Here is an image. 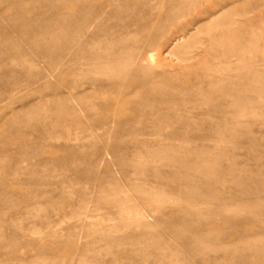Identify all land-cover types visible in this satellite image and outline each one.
<instances>
[{"label":"rangeland","instance_id":"1","mask_svg":"<svg viewBox=\"0 0 264 264\" xmlns=\"http://www.w3.org/2000/svg\"><path fill=\"white\" fill-rule=\"evenodd\" d=\"M263 43L264 0H0V264H264Z\"/></svg>","mask_w":264,"mask_h":264},{"label":"bare ground","instance_id":"2","mask_svg":"<svg viewBox=\"0 0 264 264\" xmlns=\"http://www.w3.org/2000/svg\"><path fill=\"white\" fill-rule=\"evenodd\" d=\"M251 42H253L255 44L256 43V40L252 38ZM262 47L264 48V43H263ZM145 197H147V196L145 195Z\"/></svg>","mask_w":264,"mask_h":264}]
</instances>
